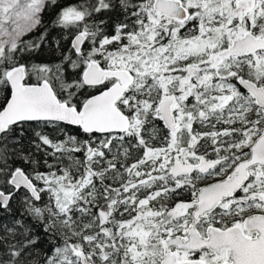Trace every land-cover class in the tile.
Returning a JSON list of instances; mask_svg holds the SVG:
<instances>
[{
  "label": "snow or ice",
  "instance_id": "snow-or-ice-1",
  "mask_svg": "<svg viewBox=\"0 0 264 264\" xmlns=\"http://www.w3.org/2000/svg\"><path fill=\"white\" fill-rule=\"evenodd\" d=\"M0 264H264V0H0Z\"/></svg>",
  "mask_w": 264,
  "mask_h": 264
},
{
  "label": "trees",
  "instance_id": "trees-1",
  "mask_svg": "<svg viewBox=\"0 0 264 264\" xmlns=\"http://www.w3.org/2000/svg\"><path fill=\"white\" fill-rule=\"evenodd\" d=\"M61 3H64L65 0H60ZM54 14H55V10H49L46 14H45V20L46 21H51L54 18ZM55 35V33H53ZM187 198V197H184Z\"/></svg>",
  "mask_w": 264,
  "mask_h": 264
}]
</instances>
